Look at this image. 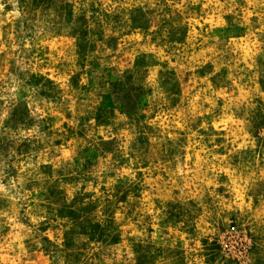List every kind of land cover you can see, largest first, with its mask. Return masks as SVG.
I'll return each instance as SVG.
<instances>
[{"label":"rangeland","instance_id":"1","mask_svg":"<svg viewBox=\"0 0 264 264\" xmlns=\"http://www.w3.org/2000/svg\"><path fill=\"white\" fill-rule=\"evenodd\" d=\"M0 264H264V0H0Z\"/></svg>","mask_w":264,"mask_h":264}]
</instances>
